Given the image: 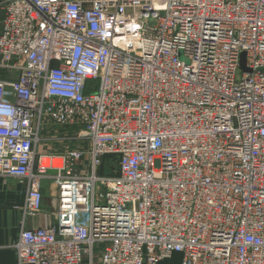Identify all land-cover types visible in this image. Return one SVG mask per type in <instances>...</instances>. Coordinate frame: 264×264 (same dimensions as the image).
<instances>
[{
  "label": "built area",
  "instance_id": "1",
  "mask_svg": "<svg viewBox=\"0 0 264 264\" xmlns=\"http://www.w3.org/2000/svg\"><path fill=\"white\" fill-rule=\"evenodd\" d=\"M0 18V177L24 216L56 189L17 264H93L94 245L100 264H264V0H1Z\"/></svg>",
  "mask_w": 264,
  "mask_h": 264
},
{
  "label": "crops",
  "instance_id": "2",
  "mask_svg": "<svg viewBox=\"0 0 264 264\" xmlns=\"http://www.w3.org/2000/svg\"><path fill=\"white\" fill-rule=\"evenodd\" d=\"M68 147H72V144ZM25 189V184L14 177H0V264H17L12 245L21 228L32 229L55 221L56 189L52 181L45 179L41 183L42 205L35 216H24L22 213ZM180 255H177L175 262L163 259L158 264H180ZM82 264L88 262L84 261ZM96 264H100V259Z\"/></svg>",
  "mask_w": 264,
  "mask_h": 264
},
{
  "label": "rangeland",
  "instance_id": "3",
  "mask_svg": "<svg viewBox=\"0 0 264 264\" xmlns=\"http://www.w3.org/2000/svg\"><path fill=\"white\" fill-rule=\"evenodd\" d=\"M239 73H240V71H238V74ZM238 74H237V76H238ZM49 130H50V133H47V136L48 135L53 136L52 133H54V135H55L56 133H59L61 131L68 132L66 129L57 130V129H54L52 127H50ZM71 144H73V142H71V143L70 142H62V141H56V140L50 139V140L41 142V144L38 145L37 150L39 152H44V153H58V152L63 151L65 148H68V146H71ZM100 173H102V169H100ZM42 182H43V180H42ZM96 186H97V191H98L99 184L97 183ZM100 248H101V245H94L93 264H96V262H98L99 254H100ZM177 255H180V254L173 253L170 257L164 259V261L175 262L178 259ZM85 262H86V260H85Z\"/></svg>",
  "mask_w": 264,
  "mask_h": 264
},
{
  "label": "water",
  "instance_id": "4",
  "mask_svg": "<svg viewBox=\"0 0 264 264\" xmlns=\"http://www.w3.org/2000/svg\"><path fill=\"white\" fill-rule=\"evenodd\" d=\"M0 1H1V0H0ZM240 67H241L242 69L245 68V55H244V53L241 54Z\"/></svg>",
  "mask_w": 264,
  "mask_h": 264
},
{
  "label": "bare ground",
  "instance_id": "5",
  "mask_svg": "<svg viewBox=\"0 0 264 264\" xmlns=\"http://www.w3.org/2000/svg\"><path fill=\"white\" fill-rule=\"evenodd\" d=\"M42 166H44V167H46V166H48L49 165V161H48V159H43V161H42Z\"/></svg>",
  "mask_w": 264,
  "mask_h": 264
}]
</instances>
